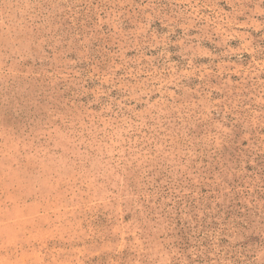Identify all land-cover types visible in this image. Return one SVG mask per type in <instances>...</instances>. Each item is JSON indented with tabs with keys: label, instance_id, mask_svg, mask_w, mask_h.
Listing matches in <instances>:
<instances>
[{
	"label": "rangeland",
	"instance_id": "rangeland-1",
	"mask_svg": "<svg viewBox=\"0 0 264 264\" xmlns=\"http://www.w3.org/2000/svg\"><path fill=\"white\" fill-rule=\"evenodd\" d=\"M0 264H264V0H0Z\"/></svg>",
	"mask_w": 264,
	"mask_h": 264
}]
</instances>
